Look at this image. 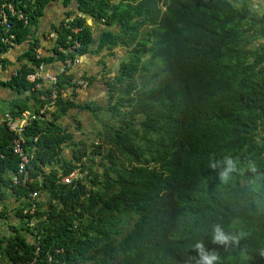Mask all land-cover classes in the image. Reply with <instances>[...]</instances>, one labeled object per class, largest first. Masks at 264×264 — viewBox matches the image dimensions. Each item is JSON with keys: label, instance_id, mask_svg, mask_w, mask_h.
<instances>
[{"label": "trees", "instance_id": "trees-1", "mask_svg": "<svg viewBox=\"0 0 264 264\" xmlns=\"http://www.w3.org/2000/svg\"><path fill=\"white\" fill-rule=\"evenodd\" d=\"M4 1L0 0V9ZM12 1L23 8L30 24L10 13L7 24L0 20V55L10 47L3 37L13 34L19 43L28 39L31 26H40L47 8L59 0ZM62 4L66 18L52 26L57 33L52 54L39 60L31 48L33 64L0 82L18 92L9 112L15 116L35 109L43 104V95H50L51 88L37 87L25 77L37 62L65 63L77 54L98 55L106 49L114 55L122 46L129 49L130 59L120 63L113 86L109 84L111 101L116 99L109 111L120 124L109 121L104 126L112 127L95 131L102 144L86 142L62 120L77 111L98 115L99 106L61 92L50 108V119L33 121L24 131L31 157L26 169L38 178L36 186L44 194L31 201L26 186L14 184L20 158L13 148L14 133L0 121V192L3 197L6 185L7 194L19 202L15 214L27 225L20 232L8 223L11 235L0 245L4 264H167L174 255L169 264H185L195 251L176 240L171 230L179 213L174 196L186 169L204 172L207 162L202 155L209 162L230 154L260 162L264 175V140L248 150L247 138L264 137V48L260 43L250 47V38L243 34V25L253 29L247 3L62 0ZM82 13L104 25L97 36ZM78 40L81 47L71 51ZM7 61L0 60L4 68ZM152 68L150 79L146 74ZM73 85L72 74L59 75V91ZM130 92L137 95L139 108ZM133 111L146 116L137 118ZM231 123L238 138L221 150L217 128ZM81 127L78 120L76 128ZM65 147L72 157L64 154ZM79 166L89 171L90 188L81 181L62 182L61 174ZM238 175L242 174L232 177ZM256 187L264 189V183ZM248 194L250 187L240 188L239 196ZM201 239L196 235L194 242ZM216 248L221 251L216 264H221L229 250ZM240 255L243 259V250ZM244 264L264 263L254 256L244 258Z\"/></svg>", "mask_w": 264, "mask_h": 264}, {"label": "clouds", "instance_id": "clouds-1", "mask_svg": "<svg viewBox=\"0 0 264 264\" xmlns=\"http://www.w3.org/2000/svg\"><path fill=\"white\" fill-rule=\"evenodd\" d=\"M245 1L247 3L248 19L253 29L257 27V31L254 30L256 35L255 40L262 44L263 50L264 24L261 27V22H264V0ZM23 6L25 7L26 5L23 4ZM50 7L47 8L44 16H51V12L54 10H49ZM8 13H10V15L12 16L15 15L19 20H23L24 22L28 19V15L25 13L23 8H17L12 0H5L1 5L0 20L2 24H7L9 18ZM81 15L83 18H87V22L89 25L90 22L97 23V25H102V22H97L90 17L88 18L83 13ZM257 17L260 18V21L257 20ZM255 20L257 22H255ZM62 21L65 20H60L58 23L60 24ZM90 26L91 29H93V25ZM79 30L80 28L73 29V31L75 32H78ZM56 38L57 37L50 38L48 40L52 44V47L50 48V50H48L47 54H44L42 42L40 44L27 46L24 41L19 43L13 34L3 37L2 42L8 44L10 47L7 53L0 55V60L2 58L8 60L6 63H4L5 68L3 67V64L0 63L1 72L10 69L9 59L6 58V55L12 49L19 48V46H26V49H24L18 56L16 63H13V68L10 69L8 75H3V73L0 72V82H8L12 79L13 76H17L23 65H27L29 67V65L33 64L29 59V52L31 51V48H33V53L39 60L51 55L53 49L55 48ZM125 49H127L128 52V48L120 46L116 48L114 55H110L108 51L95 55L99 57V70L106 68L110 72L112 86L115 82L114 79L119 72V67H114V65L117 64V59H115L114 56H116L117 52L123 54ZM58 50L64 51L62 46H59ZM89 55L93 54H88V56ZM32 66L34 67V70L27 72L25 77L32 83L36 82L37 86L40 88L42 86L51 88L53 85L58 84V77L64 72H66L67 74H71L66 69V62L63 63L41 61ZM72 75L74 77V80H78L76 74ZM8 88L18 94L16 89H12L10 87ZM119 90L120 89H118V91ZM112 94L113 93L110 90L108 95L104 96L103 100L107 99V104L102 102L94 103L93 107L99 106L97 108L98 114L102 110H109L110 104L116 102V99L111 101ZM130 97L134 99V106L136 108H139V105L137 103V95H135L133 92H130ZM13 101L16 100L14 99ZM7 113L12 115V113H10L9 111L5 112L2 115L4 117L3 121L14 133V139L12 143L14 152L18 156L19 154L16 152L15 148V140L19 138V135L17 132L10 128L7 120L5 119V115ZM93 115L98 117V115H95L94 113ZM107 115L108 114L106 113V116ZM138 115L140 114H136V117L141 118V116ZM13 117L19 118V120L27 118V123L24 125L21 133V136L23 138L22 144L28 158V160L26 161L27 164L31 157H29V153H27L26 151L27 139L24 135V131L26 127L29 126L33 121H37V107L32 110L25 109L19 115H15ZM112 118L111 123L118 125L119 123L117 122V120L114 117ZM104 129L105 126H102L101 128H98V131H104ZM247 139L250 143L248 147L249 150L260 141L264 140V137H262L261 140L257 139V136ZM69 151H71V149ZM209 166L213 170L218 169V175L187 168L186 174H184V177L176 192V196H174L175 207L179 210V213L171 232L173 233V237L176 240L186 246L191 247L193 251H195V257L192 258V256H187L185 264H216V261L219 259L218 255L221 252L217 250V245L223 246L224 248H227L229 250L228 255L224 258L221 264H244V258H252L254 256H258L259 258H261L264 263V189L244 183L243 179L239 176L232 177V175L236 172L255 171L257 167L256 163L251 160L247 162L241 161L239 157H233L230 154H226L221 159H211L209 161ZM26 168L27 166H25V169ZM74 170H76L77 172L74 174L72 182H64L63 178L72 175L71 172ZM72 171L65 176L61 174L63 183L72 184L76 181H81L83 183H86L90 188V182L88 180L86 181L87 175L89 174L88 170H83L82 167L79 166L73 168ZM19 173L22 174L20 171ZM17 177L18 175H15L13 177L14 184L21 185V183L17 181ZM243 187H250L251 194H248L247 196H239L240 188ZM252 190H256L259 192H253ZM3 191H5L4 187ZM42 196H44V194L41 190H39V196L33 197L32 195H30L31 201L40 200ZM0 197L2 198L1 192ZM132 222L133 220L128 225V227L132 225ZM167 226L163 228L162 235H164ZM196 235L200 236L202 239L196 240L194 242ZM208 244H212L213 246H206ZM242 250L243 259L240 255V252ZM175 256L176 255L172 256L167 261V264H169L171 262V259Z\"/></svg>", "mask_w": 264, "mask_h": 264}, {"label": "rangeland", "instance_id": "rangeland-1", "mask_svg": "<svg viewBox=\"0 0 264 264\" xmlns=\"http://www.w3.org/2000/svg\"><path fill=\"white\" fill-rule=\"evenodd\" d=\"M113 1H115V0H113ZM237 5L236 6H240V3L243 1V0H233ZM263 24H264V22H261V27L263 26ZM145 27V26H144ZM103 28H104V26H103ZM103 28L102 29H99V31H98V34H99V32H101L102 30H103ZM147 29V28H146ZM94 31V30H93ZM248 34H246L247 35V37H249L250 38V40H251V44H250V47H254L256 44V40H255V36L256 35H254V34H252L253 33V31L251 30V29H248ZM36 34H37V32H30L29 34H28V39H26V40H24V42H25V44L27 45V46H29L32 42L34 43L39 37H37L36 36ZM250 34H252V35H250ZM36 39V40H35ZM79 41V40H78ZM79 43H80V41H79ZM19 47H22V46H19ZM80 47H81V43H80ZM79 47V48H80ZM71 51H73L72 49H71ZM107 51V49L106 50H104L103 52H106ZM21 53H22V51H21ZM129 54V52H127V50L125 49V51H124V53L123 54H120L119 52H117L116 53V56H114V58L115 59H117V64H115L114 65V67H119L120 66V63L122 62V61H124V60H127V61H129V59H130V56L128 55ZM81 54H77L76 56H75V58L74 59H77L78 60V58H79V56H80ZM122 55V56H121ZM121 56V57H120ZM145 57H147L146 55H145ZM16 61H17V59H16ZM75 68H73V70L72 71H70V73L71 74H75ZM13 71H14V69H13ZM9 72H10V69H8V70H4V71H2L1 73H3V75H8L9 74ZM153 73H154V69L152 68L147 74H146V76H148L150 79H151V77H152V75H153ZM137 74H139V73H137ZM139 75H141V74H139ZM144 75V74H143ZM80 76H82V77H85V78H89L91 81H92V84H93V82L95 81V80H97L98 81V84L95 86V89H94V93L95 94H93L94 96H96V94H97V97H96V101L98 102V103H105V104H107V99L106 100H103V98H104V96H107L108 95V93H109V88H108V84H111V74H110V72L105 68V69H101V70H99L97 73H94V74H88V73H84V74H82V75H80ZM77 77H79V76H77ZM126 81H128L127 79H126ZM125 81V82H126ZM29 85H30V82L28 83ZM92 84H90V86L92 85ZM89 86V87H90ZM112 89H115V88H112ZM16 94V93H15ZM17 95V94H16ZM103 100V101H102ZM12 101L13 100H11V99H8V101H7V103L8 104H5L4 102H2V101H0V120H1V117H2V115L5 113V112H7L11 107H12V105H11V103H12ZM88 102H90V101H88ZM89 104H94V102H90ZM108 111V112H107ZM102 110V111H100L99 112V114H98V117H96V116H94L93 115V113L92 112H86V113H82L81 115L82 116H80L81 118V122H82V124H83V131L84 132H81V131H76V133H77V135H79V136H81L80 138L81 139H84L86 142H88V143H91L92 141H95V140H98L99 142H100V144H102V139H97L96 137H95V131H98V128H101L102 126L104 127V123H106V121H111L110 119L112 118V117H110V116H112V114L109 112V110ZM106 113L108 114L107 116H106ZM133 116H135L136 117V114L134 113V111H133ZM138 116H141V117H144L145 118V114H140V115H138ZM71 119H76L77 120V116H76V114H71L70 116H69ZM143 118V119H144ZM116 120H117V122H118V119L117 118H115ZM69 120V119H68ZM66 120L64 119L63 120V124H66ZM78 122V121H77ZM77 122H75L74 124H72V126L74 127L76 124H77ZM120 124V123H119ZM106 127H112L113 125H108V124H106L105 125ZM70 149L68 148V147H65V149H64V154H66L67 156H68V158H70V157H72V152L71 151H69ZM18 158H20V165H22V164H24V167L22 168V167H20V172L22 173V174H20L18 177H17V181L19 182V183H21V185H25L26 186V188H27V194L30 196V195H34L35 193H36V196H39V187L38 186H36V184H40V183H38L39 182V180H38V178H36L35 176H33L32 174H30V172H29V170L28 169H25V166H26V162L22 159V157L20 156V154L18 155ZM62 172V171H61ZM77 171L76 170H74V171H72L71 172V174L72 175H74L75 173H76ZM88 179H86V181H87ZM4 197V196H3ZM2 197V198H3ZM1 198V199H2ZM10 218V219H9ZM7 220H5L4 222H5V224H2V227L4 228L5 227V232L7 233V235H5V233L3 234V236H2V240H3V238L5 237V236H10L11 235V233H10V229H9V227H8V223L10 224H13V226H15L20 232H22V230H23V228H25L27 225L24 223V221L23 220H19V218L17 217V215L15 214V215H11V217H9ZM0 231H2L1 230V226H0Z\"/></svg>", "mask_w": 264, "mask_h": 264}, {"label": "bare ground", "instance_id": "bare-ground-1", "mask_svg": "<svg viewBox=\"0 0 264 264\" xmlns=\"http://www.w3.org/2000/svg\"><path fill=\"white\" fill-rule=\"evenodd\" d=\"M230 4H234V5H237L233 0H227ZM243 2V1H242ZM26 24H30L29 23V18L25 21ZM249 26V24H245L243 25V34L246 33L248 34V29L247 27ZM39 29V26L38 27H35V26H31V32H37V30ZM253 31L252 34L255 35V31L253 29H251ZM250 34V35H252ZM43 38H38L37 41H35L32 45L34 44H40L41 42L43 41H48L50 38H55L57 37V33L55 30H49V31H46L44 34H43ZM249 38V37H248ZM40 39V40H39ZM39 40V41H38ZM258 41L255 43L256 45L255 46H258ZM254 46V47H255ZM80 47V43L79 41H77L73 47H72V50L76 49V48H79ZM77 59H67L66 60V67L68 68L69 66V69H67L69 72L73 70V68H75V65L77 63ZM90 84H92V81L89 79V78H85V77H82V76H79L78 77V80H74V85L73 86H65L64 88H62L61 91L58 90V84H55L51 87V93L50 95H43L41 97V99L43 100V104L39 107H37V116H38V119L37 120H46V119H50L51 117V110L50 108L56 103V100L59 96V94L62 92V93H68L70 97H74L75 96V99L79 100V94L84 91V90H87L90 86ZM38 87V86H37ZM108 88H109V84H108ZM110 89V88H109ZM76 94V95H74ZM85 104L88 103L87 102H84ZM86 112H91L90 110H87L85 112H76V113H72V114H76V116L78 117L77 120L76 119H71L69 116L68 117H65L63 118V120L65 119H69L70 122H66L65 126H67L69 124V130L71 131H81V132H84L83 131V124H82V127L81 128H76V125L73 127L72 124H74L75 122H77L78 120H81L80 116H82L81 114L82 113H86ZM94 113V112H92ZM80 115V116H79ZM4 117L2 116L1 117V122H4ZM63 120H62V123H63ZM7 125V124H6ZM8 126V125H7ZM217 130L220 131L219 135H218V138L216 140V143L217 145H219V148L221 150H224L228 144L230 143H234L236 141V139L238 138L236 136V131H235V126L233 123H231L230 125L224 127L223 125L219 128H217ZM225 131L227 132V136L225 137H222V132ZM77 134V133H76ZM79 136V135H77ZM81 137V136H79ZM95 141H98V140H95ZM219 149V152L221 151ZM206 155V153H205ZM203 158V160H205L207 162V165H206V169L204 172L206 173H211V174H214V175H218V169L216 170H213L210 168L209 166V162L203 157V155L201 156ZM217 159H220V158H217ZM250 159H246V160H243L245 162L249 161ZM196 161V158L192 159L190 161L189 164H193L194 162ZM253 161V160H251ZM257 165L256 167V170L253 171V172H249V171H243V172H240L242 175H238L239 177H241L243 179V182L244 183H247V184H251L253 186H256L257 184L259 183H264V175H262V164L260 162H257V161H254Z\"/></svg>", "mask_w": 264, "mask_h": 264}, {"label": "crops", "instance_id": "crops-1", "mask_svg": "<svg viewBox=\"0 0 264 264\" xmlns=\"http://www.w3.org/2000/svg\"><path fill=\"white\" fill-rule=\"evenodd\" d=\"M49 10H54V11L51 12L50 17L44 16L42 22L40 23L39 29L37 30L36 36L39 37L40 39L44 37L43 34L46 31L53 30L52 29L53 25L59 24L58 22L60 20H64L66 17V15H65L66 9L64 8V6L62 4V0H59V1H57V3L53 4L49 8ZM90 25H93L92 31L94 30L95 36L98 35L99 29H102L104 26L103 24L97 25V23H91V22H90ZM42 44H43V48H44V54H47L48 50H50V48L52 47V44L49 41H43ZM24 49H26V46H22V47H19L16 49H12L6 55V58L9 59L10 69L13 68V63H16V59L21 54V51H23ZM98 58L99 57H97L95 55H89L88 56V54H81L78 58L76 65H75V70H74L75 74L77 76H80L84 73H88V74L97 73L99 70ZM0 72H1V69H0ZM97 84H98V81L95 80L93 82V84L87 90L82 91L79 94V101L82 103L87 102V101L97 103V101H96L97 94H96V96L93 95V94H95L94 89H95V86ZM16 96L17 95L15 94V91L9 89L8 87L0 86V101L4 102L5 104H8L7 103L8 99L14 100V99H16ZM66 121L70 122V120H68V119H66ZM3 187L5 188V194H4V197L2 199L0 197V214L2 213L5 215V213H6V214H8V216L15 215L16 208H17L19 202L16 203V201H15L16 198L12 195L7 194L9 192L6 190V188H7L6 185H3ZM5 220L6 219H4L3 217L0 216V226H1V230H2V231H0V245L2 244L1 241H2L3 234L5 233V235H7V233L4 231L5 227L4 228L2 227V224H5V222H4ZM5 259L6 258L2 255L1 250H0V264L6 263L4 261Z\"/></svg>", "mask_w": 264, "mask_h": 264}, {"label": "built area", "instance_id": "built-area-1", "mask_svg": "<svg viewBox=\"0 0 264 264\" xmlns=\"http://www.w3.org/2000/svg\"><path fill=\"white\" fill-rule=\"evenodd\" d=\"M5 119L7 120L10 128L18 133L19 138L15 140V148L16 152L20 154L22 159L26 162L28 160L27 155L25 153L24 147H23V138L21 136L22 130L24 128V125L27 123V118L19 120V118H14L11 114L7 113L5 115ZM20 167H24V164L20 165ZM74 175H69L63 178L64 182L70 183L73 180ZM33 197H36V193L32 195ZM26 264H32V263H26Z\"/></svg>", "mask_w": 264, "mask_h": 264}]
</instances>
